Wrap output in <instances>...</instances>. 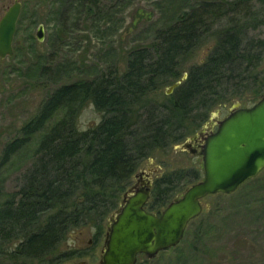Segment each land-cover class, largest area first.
Here are the masks:
<instances>
[{
  "label": "trees",
  "instance_id": "16d2710c",
  "mask_svg": "<svg viewBox=\"0 0 264 264\" xmlns=\"http://www.w3.org/2000/svg\"><path fill=\"white\" fill-rule=\"evenodd\" d=\"M55 1L60 27L54 34H71L83 16L93 21L114 16L109 0ZM263 26L264 0H203L173 11L154 30L152 42L131 50L123 71L108 68L45 97L0 153L1 173L37 141L18 190L0 202V264L72 258L75 251L56 254L68 231L89 223L102 230L144 159L182 141L215 107L242 98L250 84L258 81L264 92ZM208 36L215 43L205 60L182 73L180 60ZM28 39L36 40L30 34ZM37 56L35 65L44 75L47 57ZM178 80L171 94L161 92ZM88 103L102 117L80 129L78 117ZM60 110L63 115L43 131ZM201 177L196 168L165 173L155 180L147 209L160 215L175 191Z\"/></svg>",
  "mask_w": 264,
  "mask_h": 264
},
{
  "label": "rangeland",
  "instance_id": "374dc122",
  "mask_svg": "<svg viewBox=\"0 0 264 264\" xmlns=\"http://www.w3.org/2000/svg\"><path fill=\"white\" fill-rule=\"evenodd\" d=\"M20 1L23 9L14 39L15 53L13 56L0 57V153L4 144L18 133L19 128L34 115L43 99L55 88L77 79L95 77L108 68L123 71L131 50L152 42L156 35L154 30L163 25L173 11L189 10L203 0H124L119 4L118 0H114V5L109 0L114 8L111 19L93 21L83 16L74 23L71 34H54L60 27L55 20V0ZM13 2L0 0V19ZM40 24L45 26L44 41L36 38ZM260 33L264 34V26ZM29 34L36 39L33 43H30L31 39L29 42ZM214 37L204 38L191 57L180 60L182 73H186L192 64L205 60L215 43ZM43 54L47 57L44 61L46 66L50 67L44 75L39 73L35 65L37 55ZM171 85H163L161 92H167ZM249 88L245 89L242 98L215 107L208 119L214 118V115L224 118L235 102H240L241 106H252L264 95L258 81L250 84ZM62 115L63 111L60 110L43 131H47ZM101 117L94 105L88 103L79 114L78 126L87 129L96 125ZM207 121L182 141L167 149H157L144 159L129 187L143 172V176L150 177L152 186L157 178L176 169H200L202 179V156L194 155L179 146L199 132ZM40 135L36 136L37 140ZM36 142L34 139L0 173V202L18 190L23 173L33 162ZM185 188L175 191L173 197ZM202 202V213L188 224L180 244L161 251L152 259L140 257L136 264H264V169L235 192L211 194L203 198ZM113 212L104 219L102 230L90 223L69 230L56 254L75 251L76 255L69 259L61 258L57 264L78 261L97 263L101 258L107 224ZM32 264L40 263L36 261Z\"/></svg>",
  "mask_w": 264,
  "mask_h": 264
},
{
  "label": "water",
  "instance_id": "95a60500",
  "mask_svg": "<svg viewBox=\"0 0 264 264\" xmlns=\"http://www.w3.org/2000/svg\"><path fill=\"white\" fill-rule=\"evenodd\" d=\"M21 13L22 3L17 1L0 19L2 58L15 53L14 39ZM44 31V24H40L36 32L39 41L45 40ZM181 81L172 84L167 93H172ZM215 123L218 128L213 131ZM208 131L211 132L205 136ZM199 137L204 142L195 147L192 142ZM179 148L202 156L203 178L174 197L160 215L146 207L152 181L130 186L109 218L102 256L94 264H136L140 253L155 258L161 251L181 243L188 224L202 213L203 198L217 193L231 194L256 177L264 169V95L252 106L235 102L223 119L214 115Z\"/></svg>",
  "mask_w": 264,
  "mask_h": 264
},
{
  "label": "flooded vegetation",
  "instance_id": "af4514ba",
  "mask_svg": "<svg viewBox=\"0 0 264 264\" xmlns=\"http://www.w3.org/2000/svg\"><path fill=\"white\" fill-rule=\"evenodd\" d=\"M17 1H20V0H14V2L11 4V5H9L7 8H6V11L8 10V8L10 7V6H12L13 4H15ZM21 2V1H20ZM22 3V2H21ZM22 9H23V3H22ZM5 14V13H4ZM2 18V17H1ZM18 26V25H17ZM17 32V31H16ZM231 112V111H230ZM229 112V113H230ZM226 117V116H225ZM218 119H223V118H219L218 117ZM211 120H213V118H210L208 121H211ZM207 121V122H208ZM206 122V123H207ZM204 126V125H203ZM218 128V124L217 123H215L214 125H213V131H215L216 129ZM202 129V128H201ZM212 131V130H211ZM211 131H208V132H206V133H204V135L206 136L208 133H210ZM198 133V132H197ZM196 134V133H195ZM204 142V139L202 138V137H199V140L197 141V142H192V144L193 145H195V147H197V145H199V144H201V143H203ZM192 147H194V146H192ZM141 181H144V182H149V181H151V179H150V177H145V176H143V175H138L137 177H136V181L133 183V184H136V183H141ZM132 184V185H133ZM131 185V186H132ZM151 189H152V186H151ZM121 204V203H120ZM107 228H108V224H107ZM106 233H107V231H106ZM106 233H105V238H106ZM104 244H105V241H104ZM104 248V247H103ZM103 250V249H102ZM101 256H102V254H101ZM143 256H146L145 254H143V253H140V254H138V257H137V259H139L140 257H143ZM101 259V258H100ZM99 259V260H100ZM80 262H82V261H78V262H74V263H72V264H78V263H80ZM137 262H138V260H137ZM136 262V263H137Z\"/></svg>",
  "mask_w": 264,
  "mask_h": 264
}]
</instances>
